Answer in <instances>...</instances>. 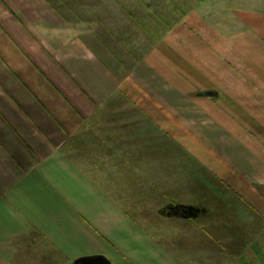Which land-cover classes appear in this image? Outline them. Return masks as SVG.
Instances as JSON below:
<instances>
[{
	"label": "crops",
	"instance_id": "crops-1",
	"mask_svg": "<svg viewBox=\"0 0 264 264\" xmlns=\"http://www.w3.org/2000/svg\"><path fill=\"white\" fill-rule=\"evenodd\" d=\"M58 2L0 0V205L33 212H41V206L42 217L51 221L48 226L69 228L82 209L65 214L67 199L83 193L71 181L85 174L91 180L92 172L97 176L90 164L111 161L114 137H120L125 143L147 140L158 153L161 142L182 145L221 182L264 211V75L228 71L207 59L204 49H192L193 42L188 50L197 60H189L181 73L176 54L170 53L172 44L162 41L142 56L136 53L135 65L123 66L122 55L110 46L115 28L107 22L114 6L91 9L82 17ZM116 38L123 39L120 34ZM183 100L189 112L181 125L171 110ZM147 102L153 105V118ZM162 105L170 108L169 121H162ZM114 131L127 136H114ZM102 146L105 152L98 149ZM50 177L56 182L48 181ZM33 188L42 192L35 194ZM84 191L94 196L85 201L95 202L84 215L91 223L104 222L106 238L116 226H135L125 218L126 209L104 198L102 189ZM179 205L193 204L172 203L159 212ZM93 236L111 250L100 234ZM82 250L83 256L103 254L101 249ZM119 259L118 264H137L125 255Z\"/></svg>",
	"mask_w": 264,
	"mask_h": 264
},
{
	"label": "rangeland",
	"instance_id": "rangeland-1",
	"mask_svg": "<svg viewBox=\"0 0 264 264\" xmlns=\"http://www.w3.org/2000/svg\"><path fill=\"white\" fill-rule=\"evenodd\" d=\"M61 1L67 5L65 11L72 9L74 15L82 17L91 9L114 6V15L107 22L115 28L110 46L115 54L122 55L123 66L135 65L138 54L148 53L162 41L172 44L170 53L176 54L181 73L186 71L189 60H197L198 56L188 50L189 42H193L192 49H204L207 59L217 60L228 71L240 68L242 74L264 75V0ZM118 34L122 40H116ZM166 48L169 53V46ZM197 65L201 67L200 59ZM123 66L118 70L123 72ZM183 102L171 110L181 125L189 112ZM146 106L152 109L148 116L153 118V105L147 102ZM161 112L165 117L162 121H169L170 108L162 105ZM148 116L146 121H152ZM118 134L127 136L126 131L113 132L114 136ZM92 138L99 139V135L83 140ZM114 148L111 161L106 163L102 158L90 164L92 168L96 166L97 176L92 172L91 180L85 174L71 181L83 193L67 199L65 214L71 208L82 209L69 228L62 224L57 228L48 226L51 221L42 217L41 206H37L41 212H33L21 210L16 204L0 205V264H73L83 256L84 248L101 249L112 264H118L121 255L135 259L137 264L153 260L156 264H264V211L221 182L185 147L161 142L158 153L147 140L137 138L125 143L114 137ZM98 149L105 152L104 146ZM48 181L56 179L50 177ZM90 186L102 189L104 198L124 207L125 218L135 226H116L114 234L106 238L105 227L101 226L104 222L91 223L84 215L95 205L85 201L94 197L85 194ZM38 189L32 192L36 194ZM79 200L83 201L81 207ZM172 203L201 206L203 211L196 217L174 215L170 210L159 212ZM33 213L31 225L28 220ZM93 232L107 240L110 251Z\"/></svg>",
	"mask_w": 264,
	"mask_h": 264
},
{
	"label": "water",
	"instance_id": "water-1",
	"mask_svg": "<svg viewBox=\"0 0 264 264\" xmlns=\"http://www.w3.org/2000/svg\"><path fill=\"white\" fill-rule=\"evenodd\" d=\"M203 94H211L212 92H202ZM180 208H183L181 211ZM174 211H170L173 214H179L183 217H196L202 212V207L195 205H179L175 206ZM111 261L104 254H91L81 256L73 261V264H110Z\"/></svg>",
	"mask_w": 264,
	"mask_h": 264
}]
</instances>
